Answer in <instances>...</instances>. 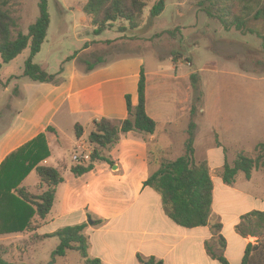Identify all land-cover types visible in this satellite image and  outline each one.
Returning <instances> with one entry per match:
<instances>
[{
	"label": "crops",
	"instance_id": "crops-1",
	"mask_svg": "<svg viewBox=\"0 0 264 264\" xmlns=\"http://www.w3.org/2000/svg\"><path fill=\"white\" fill-rule=\"evenodd\" d=\"M91 20V16L89 19L86 18L89 25H92ZM89 49L90 47H87L86 50ZM87 65V62H80L78 56L70 59L63 67L62 81L58 84L34 81L26 76L16 81L19 84L21 94L19 98L22 99V104L18 110H8L12 112V117L7 127L1 131L0 165L12 151L44 133L49 155L41 163L59 167L65 178L57 186L51 212L42 220L36 232L43 235L53 233L67 225L83 222L89 224L87 213L91 212L105 219V222L101 225L89 224L86 228L91 241L89 254L100 258L104 264H144L139 261L138 253L145 257L154 255L163 259L164 264L219 262L209 255L206 248V242L213 241L210 225L195 228L178 225L165 213L161 195L151 186L144 185L151 172L148 162L149 147L151 145L171 147V144L161 143V136L173 138L175 128L171 125L176 124L190 111L192 95L190 76L162 75V72L157 71L154 77L151 72L145 70L146 110L157 121L156 131L153 134L139 131L123 134L119 143L110 151L115 161L113 165L101 162L93 170L76 176L71 171L73 155L82 149L83 143H88V135L94 121L104 117L127 118L129 115L127 95L131 96L133 105L139 102V80L145 62L138 55H129L96 63L91 70H87ZM187 77L188 83L183 82L181 85V81ZM168 79H172L174 83L176 110L164 108L166 88L164 83ZM186 103L189 106L186 107ZM77 123L83 126L84 133L80 137L76 136L75 141H71V157H67L62 136L65 135L66 126L75 130ZM220 146L216 145L219 152L215 157L222 162L225 155L222 152L223 147ZM213 150L210 149L204 157L211 167L215 185L211 223L214 217L222 221L224 212L216 208L217 199L226 190L233 189L237 182L234 185H227L218 173H214L224 164L218 167L212 165ZM32 172L36 171L32 170L29 173L23 185L32 191H38L36 186L40 187L39 177L38 180H34L33 186L25 183ZM239 196L244 197L240 194ZM239 222L240 217L237 215L232 231L234 237L240 241L236 264H241L246 245L252 237H243L236 231ZM223 234L227 239L225 255L231 264H235L232 262V246L224 222ZM32 235L31 232L0 235L2 254L0 256L12 252L8 246L13 242L37 241ZM4 241L10 243L4 244ZM23 250L25 256L28 252L26 249Z\"/></svg>",
	"mask_w": 264,
	"mask_h": 264
},
{
	"label": "rangeland",
	"instance_id": "rangeland-1",
	"mask_svg": "<svg viewBox=\"0 0 264 264\" xmlns=\"http://www.w3.org/2000/svg\"><path fill=\"white\" fill-rule=\"evenodd\" d=\"M86 1L48 0L51 23L41 51L33 57L35 63L56 74L77 56L80 62L96 64L138 55L145 62V70L154 77L157 71L169 76H190L198 72L204 98L202 114L196 118L199 129L195 141L196 159H205L210 149H214V167L222 166L225 161L232 163L240 152L257 156L256 146L264 142V50L257 33L226 30L220 21L202 11L200 0H166L164 11L151 18L150 9L159 1L151 0L137 29L123 30L121 27L127 26L128 22L118 20L96 34L94 27L86 21L90 16L82 9ZM206 4L209 5V2ZM9 9L19 24L13 31L14 37L19 32L27 34L30 24L40 15L39 0H11ZM145 14L147 17H144ZM256 27L264 34V25L257 23ZM87 47L90 49L86 50ZM30 54L28 46L0 70V135L12 117V112L8 110L21 107L22 99L19 98L21 94L16 81L24 77ZM171 80L164 83V108L176 110V94ZM188 80L189 77L182 80L181 85ZM192 99L193 88L191 105ZM186 104V107L189 106ZM187 125L188 117L183 115L171 125L175 128L173 138L161 136L162 144H171L173 156L184 152ZM64 131L62 143L65 155L71 157V141L76 140L75 130L66 126ZM218 143H221L223 151L222 148L220 150L225 155L222 162L215 157L219 152L216 150ZM220 169L214 173L219 174ZM34 180H38L36 172H32L25 183L33 186ZM36 187L39 191V185ZM239 194L244 197L240 198ZM216 208L224 212L222 221L231 241L232 262L236 264L240 241L233 235V225L237 215L241 222L243 214L264 210V168H255L250 179L245 177L244 172H239L233 189L226 190L217 199ZM216 221L217 217H214L213 222ZM254 240L253 236L249 238V241ZM9 243L4 241V244ZM210 243L220 251L214 240ZM58 244L56 236L38 242L16 241L8 246L12 252L3 257L7 261L28 264H85L78 251L70 250L66 256H54L53 251ZM23 249L28 252L25 256Z\"/></svg>",
	"mask_w": 264,
	"mask_h": 264
},
{
	"label": "trees",
	"instance_id": "trees-1",
	"mask_svg": "<svg viewBox=\"0 0 264 264\" xmlns=\"http://www.w3.org/2000/svg\"><path fill=\"white\" fill-rule=\"evenodd\" d=\"M11 0H0V70L4 64L10 63L28 46L31 54L26 60L24 76L34 81L60 83L63 67L56 74L47 72L41 65L33 61V57L41 51L47 38L51 23L48 0H39L40 15L29 26L27 34L19 32L16 37L13 31L18 22L9 9ZM151 0H87L83 11L91 16L94 33L99 34L118 20L128 22L127 28L140 27L146 7ZM209 2V5L206 3ZM200 7L210 18L220 21L226 30H236L243 33H257L261 38L264 50V34L256 27L257 23L264 25V0H200ZM166 6V0H159L150 9V17L160 15ZM74 58V57H73ZM96 66L88 61L87 70ZM193 88V99L187 114L188 125L185 129L186 140L183 153L173 156L171 147L151 145L148 151L150 175L144 185L151 186L162 198L165 213L178 225L186 228L210 225L215 246L206 242V248L212 258L220 264H231L225 255L227 239L223 234V222H210L213 213L214 180L207 159L197 160L195 156V141L198 133L196 118L202 114L201 104L204 91L201 88L200 75L194 72L190 75ZM139 102L133 105L131 96L127 95L129 115L125 119L101 118L95 120L88 135V143L92 149L91 159L86 162H74L71 171L81 176L93 170L98 163H115L110 151L119 143L123 134L131 131L153 134L157 121L146 110V74L142 67L139 80ZM17 92V90H16ZM20 93V92H19ZM18 94V93H17ZM76 136L84 133L81 124L75 125ZM46 135L39 134L30 142L12 151L0 165V235H13L22 232L33 233L37 241L48 237H58L59 244L53 251L54 256H66L70 250L78 251L85 264H104L98 257L89 254L91 241L86 233L87 222L67 225L53 233L38 234L42 220L51 212L57 186L65 178L59 167L45 165L41 162L49 155ZM221 145V143H218ZM256 157L240 152L232 162H226L219 171V176L227 185H234L239 172H244L250 179L253 170L264 168V142L256 146ZM35 170L40 180V190L32 191L23 185L24 179ZM88 218L94 225H101L105 219L88 212ZM236 231L243 237H257L255 242L247 243L241 264H264V210H252L241 216V222L236 225ZM144 264H164V260L154 255L145 257L137 254ZM0 264H28L26 262L7 261L0 256ZM48 264V263H46Z\"/></svg>",
	"mask_w": 264,
	"mask_h": 264
},
{
	"label": "built area",
	"instance_id": "built-area-1",
	"mask_svg": "<svg viewBox=\"0 0 264 264\" xmlns=\"http://www.w3.org/2000/svg\"><path fill=\"white\" fill-rule=\"evenodd\" d=\"M80 148V146H79ZM81 150L76 151L73 155L74 162H82L86 163L91 159L92 149L90 148L89 144L86 142L81 145Z\"/></svg>",
	"mask_w": 264,
	"mask_h": 264
},
{
	"label": "water",
	"instance_id": "water-1",
	"mask_svg": "<svg viewBox=\"0 0 264 264\" xmlns=\"http://www.w3.org/2000/svg\"><path fill=\"white\" fill-rule=\"evenodd\" d=\"M115 167V166H114ZM89 224H93L94 222H93V220L92 219H89Z\"/></svg>",
	"mask_w": 264,
	"mask_h": 264
}]
</instances>
